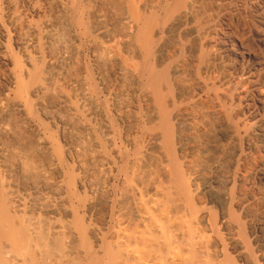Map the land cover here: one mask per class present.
<instances>
[{"label": "bare ground", "instance_id": "1", "mask_svg": "<svg viewBox=\"0 0 264 264\" xmlns=\"http://www.w3.org/2000/svg\"><path fill=\"white\" fill-rule=\"evenodd\" d=\"M76 1L0 0V184L8 200L0 195V264H264V0H181L163 25L143 12L174 1L126 0L130 10L115 22L88 12L90 39L81 36ZM54 4L71 13L64 39L48 16ZM235 22H251L250 31ZM251 35L260 51L246 43ZM153 51L143 79L144 54ZM47 96L58 104L47 106ZM9 111L51 155L32 167L40 184L15 178L9 155L18 169L28 160L4 143L2 134L14 132ZM54 130L76 181L58 158Z\"/></svg>", "mask_w": 264, "mask_h": 264}, {"label": "rangeland", "instance_id": "2", "mask_svg": "<svg viewBox=\"0 0 264 264\" xmlns=\"http://www.w3.org/2000/svg\"><path fill=\"white\" fill-rule=\"evenodd\" d=\"M123 1L125 2L126 0H123ZM123 1L122 0H110V1L109 0H106V1L105 0L104 1H100V0H77L76 1V6H78L77 9L80 10V12H82V18L80 20V28H82V26H83V28L81 29V31L83 33L81 32V36L84 39H90L94 35V33H93V30H94V28H93L94 27L93 26V20L88 15V12L89 11H92V10L103 11L104 13H106L107 15H109L108 17H109V19L111 21L113 20V22H115L120 15L125 14L126 11H129L130 10L128 8V6H127V1L125 2L126 4ZM172 1H174L173 2L174 4L171 2L170 3L171 6H168V3H166L165 1L164 2L162 1L161 3H159L158 5H156L157 7L154 8V11L153 10L150 11L151 13L149 11H146V13H145V11H144L143 12V15L145 14L144 15L145 19H152V18H154L153 16H155L154 19L156 20L158 18L157 22L159 21L160 23L159 22L158 23L160 25H163L165 22H167L171 18V16L173 15L175 9L177 10L176 5L178 7L179 5H182V2L183 3L186 2V1L184 2V0H182V2H181V0H172ZM207 4L205 5V8H207V10L211 9L212 6H211L210 2H208ZM183 5H185V4H183ZM173 8H175V9H173ZM155 9H157V10H155ZM83 10H84V12H83ZM148 12H149V15H148ZM84 13H87V14H84ZM83 15H85V16H83ZM48 16H50L51 18H53V20H54L56 26L58 27V29L61 28V29H59L60 30L59 31L60 38L61 39H64V37L66 38V36H67L66 30L68 29V24H69V26L72 24L71 13L68 10H66V9L59 8V6H57V4H54L53 7L51 8V10L48 11ZM239 25H240V27L243 28V29H240V30L250 31V29H251V22H248L247 24L246 23H242V22H240V23H236L235 22V26L236 27L239 26ZM62 27L65 30V33H64V30H62ZM123 29H124L123 26H120V24L119 25L116 24V26H115V31L116 32H121V31H123ZM85 36H86V38H85ZM172 42H173V40L170 41V43L168 42L166 45L172 46L173 45ZM246 43L248 44V46L250 48H253L254 50H257V51H260L261 50V48L258 46V44L256 43V41L252 39V35L250 37L246 36ZM80 47L82 49H84V51H86V49H88L87 44H85V43L80 44ZM54 50H57V46H54ZM151 54H148V55L147 54H144V56H145L144 57V61H142V64H141V77L143 79L149 78V75L152 73L153 68H154V59H155L154 51H153L152 56H151ZM177 54L175 56H173L174 57L173 60L175 58H177L175 60H179L182 57V55H183L182 54V51L178 52ZM88 55H89V53H88ZM207 55H208V53L206 51L205 52H201L200 57H199V61L197 63L198 66H199V68L201 67V64L203 65L204 63L207 62V60H208V58H207L208 56ZM79 58L81 60V63H83V61H84L83 60L84 59V55L82 57H79ZM88 59H89V56H88ZM170 62H174V61L171 60ZM170 62L168 64H166L164 66V69H163V71L165 72V75H166L165 76V79H166L165 81H166L167 84L168 83L171 84L170 82H172L171 76H170L171 68L169 67L170 68V70H169V68L167 67V65H169V66L172 65ZM81 65H82V68L86 67L87 70L89 69V71H88L89 72V78L90 79H93V81H95V78H96V70L95 69L96 68H94L92 66V64H90L89 62H85V64L83 63ZM199 68L198 67H197V69L195 68L194 71H193L194 73L192 71L189 72L188 78H190V76L192 77V78L189 79L190 81L191 80L193 81V79L195 77L194 75H196L198 72H199V74L201 73L199 70H201L202 67L200 69ZM108 69H109L108 64L105 63L104 61L101 62L100 70L101 71L104 70L103 72H105ZM78 71L80 72V70L78 69L77 72H75L76 74L74 72L73 73L75 75H77V73H79ZM70 72L71 71L68 70V75H69ZM39 80H40L39 74L34 71L33 76H32V82H39ZM94 85H95V83H94ZM96 86H95V88H96L95 91L96 92H100V90ZM170 90H172V92L170 91L169 94H174L175 89H171V86H170ZM57 101H58V99L55 98V97H53V96H47L46 97V104H47V106H56L58 104ZM104 103L105 104H108V101L105 100ZM225 106H227L226 109H228V108L229 109L226 110V111H228V113L226 112L227 114H225L224 119H227V121H229V119L232 118L230 120V122H231L233 120V117H231L232 116V112H230L231 110H230L229 105H226V103H225ZM30 107H31L30 109H31L32 114L36 118L42 119L41 111H40V109H39V107H38V105H37V103H36L35 100H31L30 101ZM9 112H10V114H8V115H9L10 119L9 118L8 119L14 125V132H13V134L11 133L9 135L2 134L4 136V139H5L4 140V143H5L6 147H7V149L10 150V154L12 153V151H11L12 149H14V148L15 149H19L20 152H22L24 154V156L27 157V160L29 162V163L27 162V164H28L27 165V169H18V167H16V162H15V158H14L13 154L12 155H9V157H8L9 163H11V166L12 167H13V165L15 166L14 167L15 168V171H14L15 178H17L19 180L20 179L22 180V178L25 179V177H26V179L28 181H30V182L31 181H33V182L36 181V183L40 184L41 183L40 182L41 179L39 178V175L36 174V172H33V169H34V167L36 166V164L39 161H41V162H44V161L47 162L51 158V155H49V153H47L46 151L39 150L36 147L34 133H32V131L29 130L28 127H26L25 125L22 124V122L20 121L19 117L14 112H12V111H9ZM166 119H167L166 121H169V123L167 122L168 123L167 125L170 126L171 125L170 124V116L169 117L167 116ZM68 121L70 122L69 124H71L70 127L71 128L72 127L74 128L73 130H75V131L76 130L77 131H82L81 126L79 125V123L77 121L71 120L70 118H68ZM215 123L216 124L217 123L220 124L221 123V120L218 119L217 122L215 120ZM53 132H54L53 136H54V138H56L55 140L58 142V149H59V151H60V148H61L60 153H62V154L64 153L63 154L64 156H63L58 151V156H60L58 158L60 160L63 158L61 160V162H62L63 167H65V172H67L70 176H72L73 179L76 181V175H77V173H75V169H74L73 164L71 163V161L66 156L65 148H63L64 147L63 142H61V140L59 139V134H58L57 130H54ZM86 136H85V138L88 139V137H86ZM87 139H85L83 141V144H86V143L88 144L89 143V139L88 140ZM59 143H60V146L61 147L59 146ZM170 149H171L170 150L171 158H172V161L174 162L173 164L175 165V168L178 169V166H179V165H177L178 164L177 162L179 160V159L177 160V158H178L177 155L178 154L176 155V152H175L174 148H170ZM63 150H64V152H63ZM39 157L43 161L40 160ZM32 167H33V169H32ZM25 171L26 172L28 171V172L26 173ZM39 179H40V181H39ZM3 189H4V187L0 184V190H1L0 191V195L3 196L2 198H3V200H5L4 202H6L5 204L7 205L8 200H7V196L5 194L6 192H5V189L4 190ZM74 197H76L78 201L81 200L82 201V202L80 201L81 203H83L86 200V195L83 192L81 194H80V192H77V193L75 192ZM79 215L81 216L80 213H79ZM244 233H245V231H244ZM87 245H88V243H87Z\"/></svg>", "mask_w": 264, "mask_h": 264}]
</instances>
